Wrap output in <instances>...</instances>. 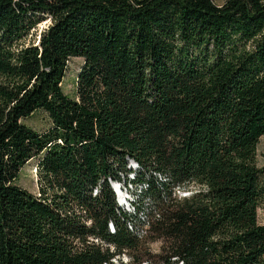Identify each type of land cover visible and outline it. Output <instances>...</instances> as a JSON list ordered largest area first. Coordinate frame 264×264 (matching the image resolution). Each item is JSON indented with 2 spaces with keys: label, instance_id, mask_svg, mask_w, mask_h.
<instances>
[{
  "label": "trees",
  "instance_id": "obj_1",
  "mask_svg": "<svg viewBox=\"0 0 264 264\" xmlns=\"http://www.w3.org/2000/svg\"><path fill=\"white\" fill-rule=\"evenodd\" d=\"M263 135L264 0H0V264H264Z\"/></svg>",
  "mask_w": 264,
  "mask_h": 264
},
{
  "label": "rangeland",
  "instance_id": "obj_2",
  "mask_svg": "<svg viewBox=\"0 0 264 264\" xmlns=\"http://www.w3.org/2000/svg\"><path fill=\"white\" fill-rule=\"evenodd\" d=\"M216 4L220 5L225 0H213ZM49 18H46L45 20L38 23L36 27V31H34L36 34H38L42 28H45L49 24ZM82 65V58L79 57H72L67 62V68L65 75L62 80V89L63 91L69 96L74 97L75 96V79L77 76L78 71L80 70V67ZM23 122L30 126L31 128L35 129L38 132L45 131L50 126V119L46 112L43 110L35 111L32 115L29 117L23 119ZM257 164L260 167L264 166V135L260 137L259 142L257 144ZM37 158H33L29 160L19 171L17 178L15 180V183L26 188L30 192L37 193L38 187H37V180H38V174H37ZM129 177H133L132 174L129 175ZM133 187L128 184L127 191L129 193H133ZM139 191L136 192V194ZM183 194V193H182ZM175 195L181 196L180 192L175 191ZM131 200V198H130ZM127 212H131L132 210L126 209L123 207ZM257 217L258 222L260 224H264V204H262L258 211H257ZM143 242L139 245L138 249L134 251L135 253H138L142 256V259H145L149 261L151 264H159V260H161V257L164 255V252H162L161 245L163 241L161 239H155V240H148ZM123 264H126L125 259L122 261Z\"/></svg>",
  "mask_w": 264,
  "mask_h": 264
},
{
  "label": "bare ground",
  "instance_id": "obj_3",
  "mask_svg": "<svg viewBox=\"0 0 264 264\" xmlns=\"http://www.w3.org/2000/svg\"><path fill=\"white\" fill-rule=\"evenodd\" d=\"M132 165H134V166H136L133 162H129V167L130 166H132ZM112 187H113V189H114V191H115V194H116V200H117V202H118V204H119V206H121L122 208L123 207H125L126 209H128L129 208V210H132L130 207L131 206H129V201H130V196H129V194L127 193V190L124 188H122V186L121 185H119V184H113L112 183ZM187 195H189V194H181V196H187ZM133 211V210H132ZM129 213H131L130 211H129ZM136 213V212H135ZM136 215V214H135ZM142 222V221H141ZM143 222H144V220H143ZM137 223V222H136ZM140 223V222H139ZM128 224V223H127ZM142 224V223H141ZM144 224V223H143ZM138 225H140V224H138ZM137 225V226H138ZM145 225V224H144ZM130 227V226H129ZM138 230V229H137ZM143 230H144V228H143ZM135 233V232H134ZM137 233V232H136ZM141 236V235H140ZM125 259V261H126V264H131L132 262H131V260L128 258V257H126L125 256V254L122 256L121 255V257L120 258H118V257H116V258H114L113 260H112V263L113 264H123L122 263V261Z\"/></svg>",
  "mask_w": 264,
  "mask_h": 264
},
{
  "label": "built area",
  "instance_id": "obj_4",
  "mask_svg": "<svg viewBox=\"0 0 264 264\" xmlns=\"http://www.w3.org/2000/svg\"><path fill=\"white\" fill-rule=\"evenodd\" d=\"M144 228V233H145V231H147V229H148V225L147 226H145V227H143ZM134 264V263H133Z\"/></svg>",
  "mask_w": 264,
  "mask_h": 264
}]
</instances>
